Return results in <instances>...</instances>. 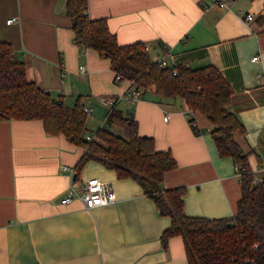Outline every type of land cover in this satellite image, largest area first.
<instances>
[{
  "label": "crops",
  "instance_id": "crops-1",
  "mask_svg": "<svg viewBox=\"0 0 264 264\" xmlns=\"http://www.w3.org/2000/svg\"><path fill=\"white\" fill-rule=\"evenodd\" d=\"M242 13L253 19L244 23ZM87 15L105 19L119 45L145 43L154 60L168 49L174 65L217 69L232 91L228 109L244 129L235 141L254 181L264 176V0H232L227 9L209 0H87ZM0 41L38 88L62 95L68 106L79 101L91 108V119L102 109L99 127L109 108L101 97L129 112L139 136L170 151L176 168L163 186L184 187L187 216H234L240 180L232 158L218 155L211 124L194 114L201 132L195 134L184 100L159 98L152 88L132 104L122 99L130 83L115 80L107 58L74 44L64 0H0ZM81 154L61 135L46 134L39 120H0V264H187L180 236L160 241L170 219L137 182L94 161L75 179ZM93 177L111 187L115 201L87 210L78 196ZM70 189L75 196L62 204Z\"/></svg>",
  "mask_w": 264,
  "mask_h": 264
},
{
  "label": "trees",
  "instance_id": "trees-1",
  "mask_svg": "<svg viewBox=\"0 0 264 264\" xmlns=\"http://www.w3.org/2000/svg\"><path fill=\"white\" fill-rule=\"evenodd\" d=\"M64 2L74 44L107 58L116 81H127L141 91L152 88L159 98L180 97L188 110L202 115L211 124L210 135L218 155L231 157L234 165L242 169L234 216L218 220L187 216L183 211L184 187L163 186L165 174L176 168L170 151H157L152 138L139 136L137 123L129 112L114 104L105 115L106 127L88 133V116L83 113L82 104L76 101L68 106L62 95L52 97L28 81L23 63L3 41H0V120H39L46 134L61 135L67 143L80 148L75 179L87 162L94 161L114 171L118 179L137 182L158 214L170 219V227L163 231L160 241L166 244L169 238L180 236L187 264H245V259L264 264V176L254 181L246 154L235 141L234 136L244 129L228 109L232 91L220 72L211 66L160 67L145 51V43L119 45L105 19L88 17L87 0ZM110 126L118 128L121 135L108 129ZM193 129L195 134L201 133ZM87 135L94 138L87 140Z\"/></svg>",
  "mask_w": 264,
  "mask_h": 264
},
{
  "label": "built area",
  "instance_id": "built-area-1",
  "mask_svg": "<svg viewBox=\"0 0 264 264\" xmlns=\"http://www.w3.org/2000/svg\"><path fill=\"white\" fill-rule=\"evenodd\" d=\"M209 1L211 2V4L215 5L216 7L224 8V9L229 8V5L232 2V0H209ZM241 15H242V20L244 23H248L249 21L253 19V16L251 14L242 13ZM17 21L18 20L15 17L10 18L6 20V24H13V23H16ZM145 51L149 52L148 46L145 47ZM256 59H257V56L252 57L251 61H255ZM171 61H172V56L168 49H166L163 57L157 59L158 65L160 67L175 66ZM78 70H79L80 76H83L85 73L84 67L81 66L78 68ZM140 97H141V90L137 89L134 86H131V89L126 91L122 95L121 98L127 101L128 103L132 104L136 100L140 99ZM100 102L109 108L113 107L114 104L116 103V101L110 97H101ZM83 113L89 116L91 114V108L83 107ZM185 115L188 119L193 118L194 116V114L190 110H187L185 112ZM189 123L191 127L197 128V125L194 119L190 120ZM100 127H106L105 122H103ZM93 138L94 136H89V135L86 136L87 140H90ZM234 169H235V173L237 177L240 180L241 175H242V169L238 165H234ZM81 190L82 191L78 197L81 199L84 208L87 210L109 205L115 201L114 192L112 191L111 187L108 186L106 183L102 182L101 180H99L98 178L93 177V178L88 179L82 186ZM75 194L76 193L73 189H70V191L68 190L65 196L61 199V203L62 204L69 203L73 199ZM253 248L255 249L256 245H253ZM244 263L245 264H258L254 260H248V259H245Z\"/></svg>",
  "mask_w": 264,
  "mask_h": 264
},
{
  "label": "rangeland",
  "instance_id": "rangeland-1",
  "mask_svg": "<svg viewBox=\"0 0 264 264\" xmlns=\"http://www.w3.org/2000/svg\"><path fill=\"white\" fill-rule=\"evenodd\" d=\"M149 91V90H148ZM148 93V92H147ZM103 111L100 108H96L95 112L93 113V119L90 118V116L87 117V127L89 129V132H94L99 127V121L103 120ZM113 133L121 135V131L118 128L114 127H108Z\"/></svg>",
  "mask_w": 264,
  "mask_h": 264
}]
</instances>
